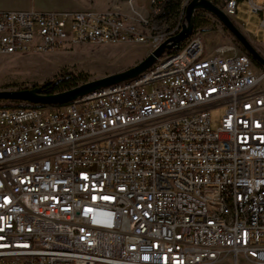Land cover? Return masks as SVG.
I'll list each match as a JSON object with an SVG mask.
<instances>
[{
  "label": "built area",
  "instance_id": "built-area-1",
  "mask_svg": "<svg viewBox=\"0 0 264 264\" xmlns=\"http://www.w3.org/2000/svg\"><path fill=\"white\" fill-rule=\"evenodd\" d=\"M188 1L165 31L152 25L162 0L130 15L0 10V57L152 50ZM209 1L233 19L239 0ZM243 1L264 28V2ZM205 51L193 25L132 78L65 104L0 105V264H264V69L231 43Z\"/></svg>",
  "mask_w": 264,
  "mask_h": 264
},
{
  "label": "rangeland",
  "instance_id": "rangeland-1",
  "mask_svg": "<svg viewBox=\"0 0 264 264\" xmlns=\"http://www.w3.org/2000/svg\"><path fill=\"white\" fill-rule=\"evenodd\" d=\"M92 1L102 3L106 0ZM121 1L127 3V0ZM145 1L135 0L136 11L140 13L147 11H144ZM259 2L262 3L264 0ZM176 16L172 18L168 15L155 16L152 18V25L156 31H165L174 25ZM258 19L259 16L250 13L245 2L239 0L236 13L231 20L246 38L248 36L252 40V42L248 41L264 57V28L258 26ZM197 21V29L201 32L202 41L205 43L206 54L211 53L213 47L223 43H231L238 48L230 33L211 14H201ZM150 50L147 43H104L78 45L66 51L46 54L17 53L1 56L0 90L29 88L66 73L76 77L80 83L124 70L137 63ZM13 104L15 102L10 100H0L1 106ZM222 110V107L209 110L212 128L217 126Z\"/></svg>",
  "mask_w": 264,
  "mask_h": 264
},
{
  "label": "water",
  "instance_id": "water-1",
  "mask_svg": "<svg viewBox=\"0 0 264 264\" xmlns=\"http://www.w3.org/2000/svg\"><path fill=\"white\" fill-rule=\"evenodd\" d=\"M201 9L212 16L227 30L237 44L243 49L244 53L249 55L252 62L258 67L264 69V57L252 46L248 39L235 26L232 20L223 13V11L209 0H189L184 7L183 21L179 30L161 41L155 48L140 59L134 65L114 73H110L98 78L89 79L78 83L75 86L55 91L52 93H42L41 86L34 85L29 88L0 90V100L26 101L39 105L65 104L75 98L90 93L98 88L108 86L129 78H132L149 67L154 60L165 50L177 49L180 42L183 41L193 29V12Z\"/></svg>",
  "mask_w": 264,
  "mask_h": 264
},
{
  "label": "crops",
  "instance_id": "crops-1",
  "mask_svg": "<svg viewBox=\"0 0 264 264\" xmlns=\"http://www.w3.org/2000/svg\"><path fill=\"white\" fill-rule=\"evenodd\" d=\"M119 4L123 6L120 7ZM135 6V2L129 7L125 1L122 2L121 0H106L102 3L93 2L92 0H0V10L33 9L39 11H52L91 9L96 11H112L118 9L120 13L130 15L132 8ZM247 38L252 42L248 36Z\"/></svg>",
  "mask_w": 264,
  "mask_h": 264
},
{
  "label": "trees",
  "instance_id": "trees-1",
  "mask_svg": "<svg viewBox=\"0 0 264 264\" xmlns=\"http://www.w3.org/2000/svg\"><path fill=\"white\" fill-rule=\"evenodd\" d=\"M181 1L182 0H162V6H161L160 12L158 13L157 17L168 15L169 18H172L176 16L178 14L179 5ZM197 22H198L197 18L196 16H194L193 25L197 26ZM238 48L242 52H244L243 49L239 45H238ZM78 83L79 82L76 77L72 76L71 74L66 73V74H59L50 80H45L42 83L38 84V86H41L42 93H52L55 91H60V90L75 86ZM12 102L16 103L19 101H12Z\"/></svg>",
  "mask_w": 264,
  "mask_h": 264
}]
</instances>
